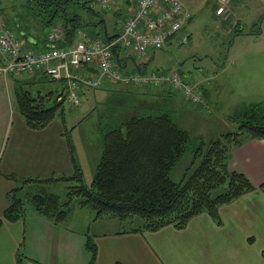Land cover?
<instances>
[{
	"label": "trees",
	"instance_id": "1",
	"mask_svg": "<svg viewBox=\"0 0 264 264\" xmlns=\"http://www.w3.org/2000/svg\"><path fill=\"white\" fill-rule=\"evenodd\" d=\"M26 2L31 5L30 16L36 19L33 21L39 29L49 28L56 21H61L68 45L74 41L77 30L85 26L94 28L103 24L102 38L113 37L105 25L104 12L93 10L89 6V0ZM76 8L84 9L90 17L82 16L75 11ZM217 15L227 19L230 13L226 16ZM116 23L117 21L112 26H116ZM90 35L99 36L93 31ZM118 50L115 46L112 51L117 56L118 66L122 71L126 65L122 63L124 59H121ZM144 57L145 60L140 61L138 57L132 56L133 67L140 69L141 75H163L162 71L148 72L147 61L150 54ZM195 85L200 95V100L195 102L185 97L181 89L169 88L163 80L156 82L153 87H149L147 83L140 87L137 85V88L145 93L147 89L157 90L155 98L153 101L135 98L124 110L125 116L112 119L105 126L101 134L100 158L89 184L83 181V172L76 160L74 146L68 138H65V141L72 165L69 174L52 173L46 177H18L13 173L6 174L16 185L6 192L7 206L2 212V218L9 221L22 218L26 212L25 203L28 202L36 212L54 222H63L76 199L80 207L94 210L95 219L110 216L117 217L120 221L136 220L135 226L124 229L125 231L155 230L165 225L181 228L189 218L201 212H206L219 221V205L252 188L242 173L227 168V158L231 147L246 138L264 137V99L231 116V119L237 122V130L222 132L206 143L199 140L191 168H187L182 179L173 181L170 171L186 151L189 134L177 125L171 113L155 99L159 90L164 88L167 95L180 91L191 103H205L201 85L196 82ZM13 90L18 111L31 129H40L49 124L62 105V98L57 101L62 92L48 104L52 100V91L33 95L18 84H14ZM60 181L65 182L63 195L48 189L51 184ZM85 245L90 254L88 264H94L96 246L90 237L86 238Z\"/></svg>",
	"mask_w": 264,
	"mask_h": 264
},
{
	"label": "rangeland",
	"instance_id": "2",
	"mask_svg": "<svg viewBox=\"0 0 264 264\" xmlns=\"http://www.w3.org/2000/svg\"><path fill=\"white\" fill-rule=\"evenodd\" d=\"M180 1L191 15L182 29L190 33V39L188 43L181 44L178 41V33L166 43L164 48L149 51L148 72L162 71L164 76L177 72L194 83L198 82L199 85L204 83L208 93L205 94V103L200 104L191 103L180 91L167 95L164 88H160L155 99L171 113L177 125L189 134L186 151L170 171V178L173 181L182 179L187 168H191L192 157L199 140L206 143L222 132L237 130V122L232 120L231 116L248 105L264 99V0H230L227 4L230 13L227 19H223L215 12L219 4L218 0ZM125 5L118 6L113 13L112 11L103 13L108 32L112 31L114 22L123 15ZM31 10V5L26 0H0V13L5 17V24L6 21L12 20L13 16L15 20L32 18ZM75 11L86 18L90 17L84 9L76 8ZM14 28L16 29L13 30L17 31L18 27ZM41 30L43 33L46 32V28ZM93 32L102 39L103 24H98ZM118 52L121 59L127 60L126 67L122 68V71L140 72V69L133 67L132 59L125 57L126 50L121 49ZM141 82L139 87L145 84ZM14 84L29 90L33 95L52 91V100L46 104L52 103L59 93L62 92L64 95L62 81L49 80L35 71L0 73V151L3 150L4 141L8 136L7 125L12 123L15 129V118L21 116L15 101ZM147 84L153 87L156 81ZM132 86L134 85L120 81L114 85L104 84L100 88H84L78 105H73L63 96H58L57 101L62 98V105L54 118L46 127L32 131L40 132L42 135H52L60 131L64 141L68 138L74 146L79 167L83 172V181L89 184L95 173L93 162L99 161L102 150V130L112 119L125 116L124 110L135 98L153 101L157 93V90L150 91V89L145 93L138 89L137 85ZM49 175L52 173L47 176ZM14 184L16 185L15 181ZM48 189L63 195L66 189L65 182L51 184ZM33 208L30 203H25L26 211H35ZM94 215L93 209L80 207L75 199L70 213L63 222L51 221L58 229L71 228L75 231L79 228L76 226V220H86V224L82 223L80 226L84 231L81 234H87V237L92 238L96 231L93 223ZM101 218L103 219L100 220ZM101 218L97 219V222L107 223L108 229H131L136 224V220L120 221L117 217L110 216ZM73 235L70 236L72 241L77 233L74 232ZM82 246L88 253L86 245L82 243Z\"/></svg>",
	"mask_w": 264,
	"mask_h": 264
},
{
	"label": "crops",
	"instance_id": "3",
	"mask_svg": "<svg viewBox=\"0 0 264 264\" xmlns=\"http://www.w3.org/2000/svg\"><path fill=\"white\" fill-rule=\"evenodd\" d=\"M126 13L125 5L121 18ZM13 17L6 25L10 29L18 27L15 31L24 46L44 45L49 28L43 33L33 18ZM94 28L85 26L78 30L92 32ZM78 30L72 43L79 38ZM111 30L110 34L115 35L116 30ZM128 54L131 53L126 51L125 57L132 59ZM123 59L126 65L127 60ZM200 85L206 101L207 88L204 83ZM15 121V129L12 123L7 125L8 136L0 151V264H88L89 252L82 246L88 235L81 234L84 231L80 229L86 220L77 219L79 228L73 231L56 228L51 218L33 210L13 221L2 218L7 206L6 192L15 186L6 174L45 177L72 171L67 143L60 131L42 135L32 131L42 128H29L22 116ZM76 160L79 162L77 156ZM97 162L94 160L93 164L96 166ZM227 168L242 173L252 188L219 205V221L201 212L181 228L165 225L155 230L125 231L108 229L107 223L97 222V218L91 238L96 246L94 264H264V137H249L231 147ZM74 232L77 236L72 241Z\"/></svg>",
	"mask_w": 264,
	"mask_h": 264
},
{
	"label": "built area",
	"instance_id": "4",
	"mask_svg": "<svg viewBox=\"0 0 264 264\" xmlns=\"http://www.w3.org/2000/svg\"><path fill=\"white\" fill-rule=\"evenodd\" d=\"M230 0H218L216 14L229 13ZM127 6V13L116 23V34L101 39L91 36L87 30H78L79 38L66 44L64 28L60 20L51 25L43 46H24L18 32L9 29L0 13V73L39 71L41 74L64 83V95L73 105L80 104L84 88H95L104 84L128 82L134 86L141 81L163 80L174 90L181 89L191 101L200 100L195 83L188 82L175 72L170 76L154 74L141 75L139 71L125 73L119 69V62L113 48L132 52L144 57L149 51L162 49L175 35L186 44L190 33L182 30L190 19L189 12L180 0H89V6L96 11H110L119 5ZM136 83V84H135ZM61 96V97H62Z\"/></svg>",
	"mask_w": 264,
	"mask_h": 264
}]
</instances>
